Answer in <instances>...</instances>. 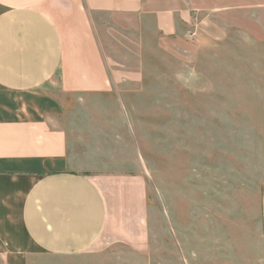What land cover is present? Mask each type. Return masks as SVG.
Wrapping results in <instances>:
<instances>
[{"label": "rangeland", "instance_id": "obj_1", "mask_svg": "<svg viewBox=\"0 0 264 264\" xmlns=\"http://www.w3.org/2000/svg\"><path fill=\"white\" fill-rule=\"evenodd\" d=\"M143 1L148 13L95 15L119 77L108 93L69 99L67 126L97 170L145 179L141 226L184 229L187 244L199 230L202 252L216 238L254 262L257 233L264 247V0ZM56 86L43 90L68 99Z\"/></svg>", "mask_w": 264, "mask_h": 264}, {"label": "crops", "instance_id": "obj_2", "mask_svg": "<svg viewBox=\"0 0 264 264\" xmlns=\"http://www.w3.org/2000/svg\"><path fill=\"white\" fill-rule=\"evenodd\" d=\"M148 12L143 0H0V264H264L259 233L251 262L216 238L202 252L199 230L187 244L184 229L141 226L145 179L97 170L67 126L69 99L119 77L95 15ZM51 82L68 99L43 90Z\"/></svg>", "mask_w": 264, "mask_h": 264}]
</instances>
